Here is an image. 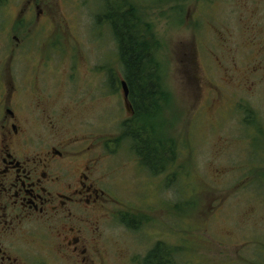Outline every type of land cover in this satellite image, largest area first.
<instances>
[{
  "label": "rangeland",
  "instance_id": "rangeland-1",
  "mask_svg": "<svg viewBox=\"0 0 264 264\" xmlns=\"http://www.w3.org/2000/svg\"><path fill=\"white\" fill-rule=\"evenodd\" d=\"M39 2L40 21L20 24L38 27L36 57L54 68L51 97L25 99L28 129L48 131V106L93 152L84 159L96 160L112 197L104 264H141L158 243L175 264H264V0H112L148 23L170 96L161 118L178 156L156 175L123 139L124 68L111 27L97 22L107 0ZM21 7L0 0V59L18 49L6 38Z\"/></svg>",
  "mask_w": 264,
  "mask_h": 264
},
{
  "label": "flooded vegetation",
  "instance_id": "flooded-vegetation-1",
  "mask_svg": "<svg viewBox=\"0 0 264 264\" xmlns=\"http://www.w3.org/2000/svg\"><path fill=\"white\" fill-rule=\"evenodd\" d=\"M7 2L22 7L6 38L18 49L7 47L9 56L0 59V264H104L112 197L96 160L84 159L93 152L80 130L64 133L48 106V131L28 129L25 99L51 97L46 75L54 65L36 57L38 27L20 23H38L44 11L39 0ZM126 106L131 119L130 101ZM44 253L47 259H36Z\"/></svg>",
  "mask_w": 264,
  "mask_h": 264
},
{
  "label": "trees",
  "instance_id": "trees-1",
  "mask_svg": "<svg viewBox=\"0 0 264 264\" xmlns=\"http://www.w3.org/2000/svg\"><path fill=\"white\" fill-rule=\"evenodd\" d=\"M106 7H109L108 12L98 15L97 22L108 23L112 29L134 111L131 119L122 126L123 139L131 141L130 147L141 166L155 175L162 174L177 161L179 144L164 131L161 116L169 107L170 96L165 88L156 45L148 40L144 30V24L148 26V23L135 9H124L122 5L116 8L112 0H107ZM111 82L114 84L113 80ZM239 105L245 114H253L246 104ZM247 122L248 125L250 121ZM251 123L258 125L255 121ZM126 224L131 228L138 227L132 219L127 220ZM174 253L172 247L158 243L141 264H175Z\"/></svg>",
  "mask_w": 264,
  "mask_h": 264
},
{
  "label": "water",
  "instance_id": "water-1",
  "mask_svg": "<svg viewBox=\"0 0 264 264\" xmlns=\"http://www.w3.org/2000/svg\"><path fill=\"white\" fill-rule=\"evenodd\" d=\"M121 85H122V89H123V92H124V96H125L126 102H128L129 101V95H130V90H129L128 84L124 80V81H122Z\"/></svg>",
  "mask_w": 264,
  "mask_h": 264
}]
</instances>
